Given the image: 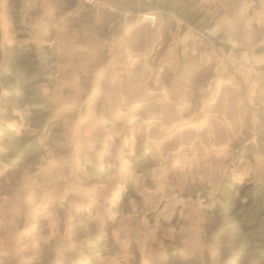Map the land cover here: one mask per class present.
I'll list each match as a JSON object with an SVG mask.
<instances>
[{
    "label": "rangeland",
    "instance_id": "374dc122",
    "mask_svg": "<svg viewBox=\"0 0 264 264\" xmlns=\"http://www.w3.org/2000/svg\"><path fill=\"white\" fill-rule=\"evenodd\" d=\"M49 1L0 0L1 52L54 39L50 20L71 6ZM67 64L58 58L40 97L5 103L16 119H0V264H264V216L246 233L237 220L259 188L264 207V72L216 138L209 116L194 114L202 108L187 106L204 107L224 78L188 65L167 73L164 88L182 104L165 135L140 109L77 107L98 77ZM196 120L209 138L173 143Z\"/></svg>",
    "mask_w": 264,
    "mask_h": 264
},
{
    "label": "crops",
    "instance_id": "0c3cea01",
    "mask_svg": "<svg viewBox=\"0 0 264 264\" xmlns=\"http://www.w3.org/2000/svg\"><path fill=\"white\" fill-rule=\"evenodd\" d=\"M108 1L131 15L127 25L120 24L117 16L106 10L85 5L86 14L69 19L78 9L77 4H69L70 11L59 15L58 21L50 20L57 32L44 46L55 44L58 58L66 59L67 67L75 62L80 72L91 70L98 77L90 91H82L77 107L140 109V116L144 120H156L166 135L181 119L178 109L182 102L167 94L162 83L164 77L170 72L176 75L186 65L190 72H196L194 68L199 66L211 78L216 76L226 81L216 86L214 96L204 107L205 98L199 105L189 102L187 108H202L194 114L209 116L208 123L213 126L216 138L222 128L224 135L227 134L230 114L236 110L234 123H237L248 95L258 87L260 73L264 72L260 70L264 66V0ZM153 14L155 22L142 19ZM88 19L89 31L79 32L77 27H84ZM212 23L216 31L205 35ZM26 45L38 47L32 42ZM153 77L159 78L156 85ZM199 121L189 122L173 143L184 140L185 144L196 136L209 138V128L198 127L204 123ZM161 131L151 130L155 135ZM170 205L167 202L165 208L171 209Z\"/></svg>",
    "mask_w": 264,
    "mask_h": 264
},
{
    "label": "trees",
    "instance_id": "16d2710c",
    "mask_svg": "<svg viewBox=\"0 0 264 264\" xmlns=\"http://www.w3.org/2000/svg\"><path fill=\"white\" fill-rule=\"evenodd\" d=\"M74 6L75 0H67ZM75 15H83L78 8ZM29 16H31L29 14ZM58 52L54 46L35 47L26 45L20 48L5 47L0 51V119L15 120L14 110L5 103H20L25 97H40V85L48 89L55 86L57 69L55 63ZM264 216L263 192L259 188L255 196L249 199L241 208L237 217L243 232H249L259 227Z\"/></svg>",
    "mask_w": 264,
    "mask_h": 264
},
{
    "label": "built area",
    "instance_id": "2783aa9c",
    "mask_svg": "<svg viewBox=\"0 0 264 264\" xmlns=\"http://www.w3.org/2000/svg\"><path fill=\"white\" fill-rule=\"evenodd\" d=\"M76 1L87 7H91L93 9L106 10L107 12L114 14L115 16H117L120 24L122 25H127L129 23V18L131 15L127 13L126 11L114 6L108 0H76ZM142 19L155 22V14H153L152 16H149V15L143 16ZM22 26L25 27V24L22 23ZM215 28L216 26H214L212 30H210L209 32L210 33L213 32ZM207 32H208L207 30L204 31V33H207Z\"/></svg>",
    "mask_w": 264,
    "mask_h": 264
}]
</instances>
